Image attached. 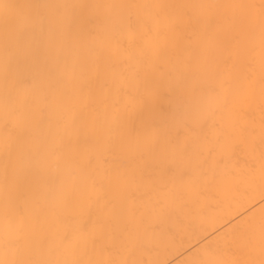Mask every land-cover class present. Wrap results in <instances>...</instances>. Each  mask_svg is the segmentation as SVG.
Here are the masks:
<instances>
[{
  "label": "bare ground",
  "instance_id": "bare-ground-1",
  "mask_svg": "<svg viewBox=\"0 0 264 264\" xmlns=\"http://www.w3.org/2000/svg\"><path fill=\"white\" fill-rule=\"evenodd\" d=\"M0 264H264V0H0Z\"/></svg>",
  "mask_w": 264,
  "mask_h": 264
}]
</instances>
